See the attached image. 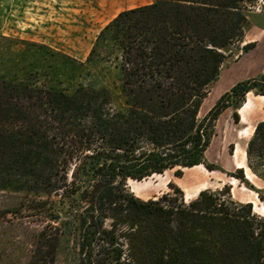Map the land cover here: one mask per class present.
Segmentation results:
<instances>
[{
  "label": "trees",
  "instance_id": "1",
  "mask_svg": "<svg viewBox=\"0 0 264 264\" xmlns=\"http://www.w3.org/2000/svg\"><path fill=\"white\" fill-rule=\"evenodd\" d=\"M256 1L153 0L111 20L85 63L61 54L67 77L0 78V190L57 196L31 205L49 214L56 232L42 238L29 264H57L63 238L74 242L69 264H264V218L226 198L227 187L186 203L173 182L172 192L148 201L128 186L202 164L224 172L205 157L216 122L230 109L239 124L246 95H264V74L199 114L230 48L243 42ZM100 63L119 71L124 110L113 107L101 74L85 70ZM246 153L248 167L264 177V121ZM243 169L227 175L264 202Z\"/></svg>",
  "mask_w": 264,
  "mask_h": 264
},
{
  "label": "rangeland",
  "instance_id": "2",
  "mask_svg": "<svg viewBox=\"0 0 264 264\" xmlns=\"http://www.w3.org/2000/svg\"><path fill=\"white\" fill-rule=\"evenodd\" d=\"M128 6L133 5H124L115 0H0V34L27 37L21 34L24 27L27 29L30 25L36 27L39 19L46 24V14H52L55 16L54 23L57 26L65 30V26L72 25L78 27L79 32L74 33L73 36H57L48 41L59 49L76 53V50H73L75 38L78 41L85 37L94 38L103 25ZM248 9V19L252 11L264 13V0H257ZM238 45L230 48V57ZM0 66L4 70L6 66L9 67V64L1 62ZM83 82L88 83V81ZM41 83L40 81L39 84ZM108 88L113 107L124 110L125 104L121 90L116 89L114 84ZM214 103L215 99L210 94L204 100L199 117L202 118ZM249 111L250 97L239 110L241 115L239 124L234 123L230 109L224 111L216 122V133L205 157L211 165L219 167L224 172L209 171L203 164L181 168V177L175 175L176 169L167 170L163 174H156L142 181L130 180L128 186L131 192L144 201L156 200L164 193L172 192L168 184L173 182L181 188L184 201L187 203L196 199L203 190L209 189L217 193L227 187L229 196H225L226 198H230V201L236 205H250L252 214L264 218V202L258 198V194L227 175L235 173L237 168H244V176L248 183L263 190L264 196V177L253 173L248 167L246 148L255 131L248 119ZM63 138L59 135L58 140L61 142ZM231 144L234 146L233 154L229 152ZM237 147L240 154L235 156L234 151ZM71 170L66 175L69 181L72 177ZM261 172L264 173V167ZM56 198L57 196L37 197L27 192L0 190V264H29L33 253L41 245V241H44L42 238L45 236L53 238L56 224L49 221V214H42L32 209L31 205L33 201L39 199ZM73 251L74 242L63 238L59 245L57 264H69Z\"/></svg>",
  "mask_w": 264,
  "mask_h": 264
},
{
  "label": "crops",
  "instance_id": "3",
  "mask_svg": "<svg viewBox=\"0 0 264 264\" xmlns=\"http://www.w3.org/2000/svg\"><path fill=\"white\" fill-rule=\"evenodd\" d=\"M115 1L123 3L124 5H133L124 8L122 11L148 5L153 2V0ZM36 9L39 8L36 7ZM54 17L55 16L52 14H46V24L42 23V20L39 19L36 22V27L32 25L28 27L29 29L24 27V31L21 34L27 37L0 34V63L9 64V67L6 66L4 70L0 66V78L13 80L16 75L25 77L27 73L37 72L41 74L48 73L58 78L67 77L62 72L61 63L63 59L61 54L67 55L77 62L85 63L98 34L114 19H110L103 25L92 39L85 37L83 40L78 41V39L75 38V40H73V50H76V53H71L70 51L55 47L48 40H52V38L61 35L73 36L74 33L79 32V28L70 25L65 26L64 30L54 23ZM248 20L249 26L245 31L243 42L239 43L238 47L234 48L232 56L223 64L218 80L211 87L210 94L214 97L215 103L236 84L258 78L264 74V13L252 11L250 12V18ZM248 44H253L254 46L247 51H243L244 46ZM57 61L60 69L56 67ZM49 65L54 66L50 67ZM85 70H88L91 74H101V78L104 79V83H106L108 87L114 84V87L120 91L121 82L119 80V71L114 66L100 63L96 68L91 66ZM248 97H250L248 119L250 124L255 128L258 122L264 121V95L261 96L254 92H249L246 95V100Z\"/></svg>",
  "mask_w": 264,
  "mask_h": 264
},
{
  "label": "bare ground",
  "instance_id": "4",
  "mask_svg": "<svg viewBox=\"0 0 264 264\" xmlns=\"http://www.w3.org/2000/svg\"><path fill=\"white\" fill-rule=\"evenodd\" d=\"M240 154V152H239V147H237L236 149H235V151H234V155L235 156H238Z\"/></svg>",
  "mask_w": 264,
  "mask_h": 264
}]
</instances>
